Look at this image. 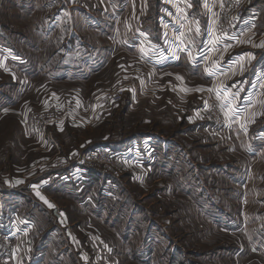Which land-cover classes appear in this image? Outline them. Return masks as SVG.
Here are the masks:
<instances>
[{"label": "rangeland", "instance_id": "obj_1", "mask_svg": "<svg viewBox=\"0 0 264 264\" xmlns=\"http://www.w3.org/2000/svg\"><path fill=\"white\" fill-rule=\"evenodd\" d=\"M114 1L116 0H76L71 4L70 0H0V47L10 50L12 54L15 53L13 58L16 61L11 57L9 58L12 60L7 61L17 68V76L21 78L19 81H9L3 77L5 81H0V88H3L1 90L7 92L11 91V88L15 89L14 83L21 88L29 85V65L23 64L26 58L35 61L36 64L33 66H38L45 74L48 69L53 75L58 71L62 72V69L58 70L55 58L59 52L54 51L69 37L72 39L67 45H72L71 47H74V44L80 47L87 41L91 46L94 45V48L107 47L109 43L114 47L108 68L101 71L98 76L96 74L86 77L79 72L75 74L74 68L71 71L64 69V74L67 75V78H64L67 82L63 85L65 92L82 91L85 97V100L79 102L84 121L77 124L67 122L59 126H66L70 133L59 135L56 133L59 127L50 131L52 135L50 138L47 135H34L29 132V89L25 92L27 97L19 103H10L16 107L13 110L12 108L4 110V106H0V181L4 179L6 186L9 178L3 174L8 173V170L12 173H28L30 170L29 175L36 172L35 168L43 172L50 171L55 160L62 158L73 162V153L82 155L89 151L87 147L93 144L119 143L129 136L127 126L130 125V131L137 129L136 126L131 127L136 121L129 120L137 118L138 111L131 112L130 117L124 112L127 92L119 103L103 108L94 116L92 112L95 104L94 95L97 94L90 93L93 81H103L104 85L107 83L104 90H117L122 87L120 84L127 83L119 81L120 78L118 80L117 65L125 63L127 58H132L135 62L139 56L135 48L122 49L119 38L107 37L105 31L109 22L102 23L99 20V16L108 15L109 12L105 11L107 7L114 10L112 6ZM161 1L164 3L162 6L157 0H129V4L126 0L124 14L129 22L127 19L125 25L128 24L131 28L133 20L136 27L144 24L142 19L139 24L137 21L139 15L143 17L148 8V15L152 16V20L146 21L147 27H153L156 14L163 16L165 40L170 46L172 40L169 36L173 32L177 35L185 33L189 28V14L196 13L191 10L190 0ZM209 3L208 0L207 6L202 4L203 6L198 9L203 15L202 24L206 29L210 18ZM92 18H97L99 22L94 20L95 23L104 25L106 30H97L92 22L91 27L89 19ZM212 18L214 19L212 29L215 32L217 15H213ZM184 20L187 21L186 29ZM43 25L45 30L41 31ZM120 25L122 27V23L115 24V29L120 28ZM254 30L251 28L250 32ZM242 35L244 32L240 30L236 33L235 40L224 41L226 42L224 46L221 44L212 46L222 47L218 54L234 50L231 52L232 55L248 51L250 45L256 47L253 39L259 36L258 33L252 35L250 40L247 38L240 40ZM142 40L148 46L150 54L162 53L161 56L166 58L161 46L151 45L144 37ZM132 42L134 43V40ZM137 42L142 44L140 41ZM226 45L228 47H225ZM84 52L72 55L76 59L71 58L69 62L80 65L85 63L82 61ZM70 53L66 54L67 57ZM123 53L124 62L123 58L117 60ZM227 59L231 58L226 57L224 60ZM42 72L39 77H42ZM6 82L10 84L6 85ZM180 91L181 89L176 93ZM2 93L0 91V94ZM176 95L179 97L177 107L185 106L180 104L183 102L181 98L185 96L181 92ZM210 98L216 100L214 97ZM65 100L68 99H62L63 102ZM205 102L208 103V99L196 100L195 105L202 110L199 112L200 119L204 120L203 131H206L205 126L210 131L206 132L205 140L208 143H215V146L210 144L207 150L205 148L196 150L193 158L185 162L187 167L182 169L183 173L180 174V165L178 175L175 177L162 176L156 167L154 170L153 167L149 168L150 162L142 166H130L119 173H114L126 184L123 186L122 195L111 191L105 197H101L100 201L95 202V209L97 205L98 209L103 211L100 215L95 213V209L91 211L87 206L82 207V212H77L80 219L78 217L72 219L77 222L79 220V226L65 225L59 222L57 216L44 215L42 211L37 215H31L36 225H33V222L28 224L30 220L28 217L23 219L21 216H14L11 208L20 207L10 201L8 204L2 198L5 189H1L0 200L3 199L4 202L2 200L3 207L0 204V264H94L99 261L107 264H169L172 256H176L178 251H182L186 264H264V101L250 119L249 112L241 113L239 118L241 123L234 117L231 121L227 120V127L217 133L213 132L211 121L204 110ZM31 104L37 108L33 109L31 116L45 109L39 106L36 100ZM178 112L182 113L180 108ZM233 122L239 127L243 124L242 129H247L248 135L225 137L224 131L228 130L229 123ZM249 122H253L252 125ZM179 128L180 126L178 130ZM200 131L202 129L199 130V135ZM181 142L190 143L187 142V138H183ZM81 144L84 146L80 147ZM32 162L33 167L30 165ZM126 176H133L134 180L125 182ZM158 176L164 179L160 182L154 181ZM114 184L117 186L115 182ZM75 214L70 216L74 217ZM31 225L33 228H30ZM50 226L56 233L44 244L50 233ZM66 227L71 228L68 233ZM96 232L101 237L98 241L107 245V249L104 250L105 258L99 247L88 243L90 235L93 233L96 235ZM68 235L72 243L69 242ZM65 242L67 246L63 248ZM41 253L44 255L40 256ZM97 253H100V256ZM38 256L39 260H35ZM82 256L86 257L82 259Z\"/></svg>", "mask_w": 264, "mask_h": 264}, {"label": "crops", "instance_id": "obj_2", "mask_svg": "<svg viewBox=\"0 0 264 264\" xmlns=\"http://www.w3.org/2000/svg\"><path fill=\"white\" fill-rule=\"evenodd\" d=\"M70 1L72 4L76 0ZM157 1L161 6L164 4L161 0ZM209 1L208 14L210 18L207 29L203 27V15L200 11H198V9L200 6H203L202 4L206 6L208 0H190L192 5L191 10H194L196 14H189V28L187 31H185V33H183L182 37L180 34L177 35L174 32L169 36V39L172 40L170 46L168 45V41L165 40L166 31L162 23L163 16H157L156 14L154 16L153 27H147L146 21L150 19L152 20V16L148 15V8L143 17L139 15L137 21L139 24L140 20L142 19L144 24H140L138 27H136L135 20H133L134 24H132L131 28L128 27V24L127 26L125 25V22H129V19L127 18V20L124 14L126 10L125 8L127 7L126 0L114 1L112 3L114 10L108 9V7L105 10L109 12L107 16L98 15L99 20L102 23L104 21L109 22L106 28L107 31H105L107 37L110 36L114 39L119 38L122 42V49L135 48L139 55L137 57L139 61L137 60L134 62L132 58H127L125 63H120V65H117L119 68V71L117 72L119 75V77H117L118 80L120 78L119 81H127L126 84H120L127 86L128 90L125 97L127 105L124 112H127V117H130L131 112L138 111L137 118L129 120L136 121L131 127L133 128L136 126L137 129H132L133 131H130V125L127 126L129 130V136L125 137L124 141H126V146L128 149L131 148L135 143H138V141L139 143L143 142V144L151 143L154 149V160L152 163H150L151 166L149 165V168L153 167V169H151L154 170L156 167V170L161 172L162 176H177L180 165L181 168L179 171L181 172L180 174H182V169L187 167L185 162H187L190 158H193L196 150H202L204 148L207 150L209 149L210 144L215 146V143H208L205 140V135L210 131L206 126V131H203L204 120L202 121V119H200V112L202 110L200 111L199 107H196V100L205 101L208 99L209 101L212 99L210 97H214V99L216 98V100L222 103L221 100L217 99V96L214 92L207 91L208 88H216L223 84L229 93L228 99H232V94L238 93V95L235 96L234 105L235 109L239 110L235 115V117L238 119L241 117L240 114L246 111L249 112L250 119L252 114L257 112V109L264 101V48L251 47L250 45V49L248 51L239 52L237 49H235L236 52L239 53L233 55L231 52H234V50L228 51L225 54L222 52L218 54L222 47H217L215 50H213V44L211 42L217 36H222L217 35L216 24L214 27L215 32H213L212 29L214 20L212 16L214 13L215 16L218 14V0L215 2L214 0ZM127 2L129 4V0H127ZM246 2L247 19L241 28V30L244 32V35L241 36L240 40H244L246 38L250 40L252 39V35L255 36L258 33L259 36L255 37L253 41L256 45H259L264 42V0H246ZM94 20L99 22L97 18H92L89 19V25L90 22L95 23ZM197 21L198 25L196 23ZM119 23H122V27L120 25V28L115 29V24ZM184 24L186 29V20H184ZM197 26H199L200 29L198 34L195 32ZM93 27L101 31H103L102 28L105 29V26L102 24H96L93 25ZM137 28L140 29L137 30ZM251 28L253 30L257 29V31L261 32H255V30L253 31L254 33L250 32ZM44 30L45 28L43 25L41 31ZM46 30H48L47 27ZM136 35H139V37ZM143 37L146 38V42L150 43L151 45L161 46L165 51L166 58L161 56L162 53L150 54L148 46H146L142 40ZM69 38L67 40H63L62 44L58 45L57 49L54 51L59 52V55L55 58H57L56 61L58 70L62 69V72L58 71L56 75H53V73H51L48 69L46 70L47 73L45 74L42 72V69L38 68V66H33L36 64L35 61L33 62L31 58H26V61H24L23 64H25V66L29 65V85H25L24 88H21V86H17L14 83L13 87L15 89L11 88V91L7 92L1 90L3 88H0V91L3 92L0 94V106H4V110H10V108L13 110V108H16L15 106L10 105V103H19L20 100H22L24 97H27L25 92L26 89H29V132L31 134L36 135L30 125V116L34 110H37V108H34L31 104L34 103L35 100L38 102V104H40L39 106L41 107H46L54 102H58L59 99H71L78 103L82 100H85L82 91H68V93L65 92L63 85L65 82H67L64 79L67 78V75L66 73L64 74V69L71 71V69L74 68V72L76 71L75 74L77 72H81V74L86 75V77L94 76L96 74V76H98L101 71L108 68L109 62L112 59L113 54L111 53H113L114 47H112V44L109 42L107 47L102 48H94V45L91 46L88 41L81 44L82 46L80 47L73 43L74 47H71L72 45H67V43L72 39ZM182 39L184 41L183 45L181 44ZM133 40L134 43L132 42ZM137 41H140L142 44L138 43ZM224 41L227 40H224L222 37V39H220L215 45L218 46V44H221L224 46L226 43ZM0 48V81H5V78L9 81L21 80V78L17 76V68H15L13 65H10L7 61L14 59L13 57L15 55L13 54L15 53L12 51V54L10 50H5L3 47ZM142 48L145 49V52L141 51ZM43 50L44 49L42 48L41 52H43ZM81 51H85L84 53L87 54L86 64L81 63L80 65L76 62H69L71 58L76 59L75 56L72 55L80 53ZM189 51L192 52L195 60L189 57ZM31 52L32 51H29V53ZM70 52H73V54ZM67 53H70L68 57L66 55ZM205 56L209 57V59H205ZM226 57H230L231 59H227L225 61L224 59ZM120 58H123L124 62V53L123 56L117 58V60ZM14 61L16 60L14 59ZM213 61H215L219 67L214 69L216 72L215 75H209L206 69L212 67ZM224 67H227V69ZM222 70H226V72H223ZM41 72L42 77H39ZM178 76L182 77V79H177ZM10 77L12 79H7ZM9 84L10 82H6V85ZM106 85H104L103 81H93V85L90 87V93L98 94L103 90L99 95H94V101H96L100 95L109 91V89L104 90ZM27 86L29 88H26ZM52 87L53 89L51 90ZM179 88L181 89L180 92L182 95L185 96L181 98L183 102L180 103L185 105L183 107H177V105H179V97L176 94H179L180 92L176 93V91H179ZM198 88H203L205 90L196 91ZM186 89H191L192 91H186ZM20 90L21 92H19ZM178 108L181 109V114L178 112ZM124 112L122 113L123 116ZM245 116L246 114H244V117ZM255 117L256 116H254V120L256 122L257 120ZM239 123H241L240 119ZM252 123L253 122H249L251 125ZM151 126H153V128H150ZM178 126H180L179 130ZM200 129H202V131H200L201 133L199 135ZM248 129H250V127ZM66 132H69L66 126L59 127L56 130V133H59L61 136H64ZM224 132V135L227 138H232V136L235 137L237 134H246V136L248 135L247 129H242V127H239L234 122L232 124L229 123V129L225 130ZM183 138H187V142L190 143H182L181 140H183ZM66 139L69 140L70 138L66 137ZM232 144L235 145L234 142H232ZM65 146L68 147L67 145ZM82 146L84 145L81 144L80 147ZM30 165L33 167L34 163L32 162ZM151 169L150 171H152ZM9 171L10 170H8V173L3 174V176H8L7 178H9V183L7 182L8 186L4 184V179L0 181V191L1 189H5V192H3L4 194L1 192V194H3L2 198L8 204L10 201L17 207H20V209L13 207L11 208V211L13 212L14 216H21L23 219L29 218L30 220L27 222L28 224L33 222V225H36V222L31 218V215H37L39 211H42L44 215L50 216L52 214L57 216L59 222L65 225L79 226V220L78 222L75 220L72 221V219H76L79 216L77 212L81 213V208L84 206H87V208L93 211L95 209V202L97 203V201L101 200V197L106 196L103 190L105 189V179L108 176L106 175V171L101 167L88 168L74 164L70 169L50 170L44 172L35 168L36 172L30 175V170L28 173H12V171ZM162 176H158L154 179V181L156 180V182H160L164 179ZM113 180V183L115 182L117 184L118 190H120L118 194L122 195L123 189L121 188L126 184L122 181V179L118 178V176H115ZM129 180L133 181L134 177L132 176L124 179L125 182H128ZM17 181L22 182L17 183ZM85 188L88 190L85 191ZM37 192L44 196L48 202L54 205V207H48V205L40 199V196L37 195ZM93 199H95V201H93ZM2 200H0L1 207H3L4 202V200L3 202ZM95 213L100 215V213L103 214V211L98 209L96 205ZM74 214L75 216L72 217ZM78 219L80 218L78 217ZM87 225L90 226L91 224ZM30 228H33V226L31 225ZM51 229L52 228L50 226V233L45 239L44 244H46V240L49 241L56 233L55 230ZM66 230L68 233L71 228L67 229L66 227ZM93 234L90 235V240L88 243L97 248L99 247L103 258H105L104 250L107 249V245L98 241L101 240V237L97 232L96 235ZM69 242L72 243V241H70V236ZM66 246L67 243L65 242L63 248ZM43 255L44 253L40 254V256ZM84 258L85 256H82V259ZM35 260H39V256Z\"/></svg>", "mask_w": 264, "mask_h": 264}, {"label": "built area", "instance_id": "obj_3", "mask_svg": "<svg viewBox=\"0 0 264 264\" xmlns=\"http://www.w3.org/2000/svg\"><path fill=\"white\" fill-rule=\"evenodd\" d=\"M221 3L223 7H221ZM246 0H218V14L216 21L217 34L226 40H235L236 33L241 30L246 22ZM127 92L126 86L111 90L100 95L93 107V116L98 114L103 108H109L112 105L119 103ZM221 102L217 100H209L206 103L204 110L211 121L213 132L217 133L227 127V120L221 110ZM79 103L73 100L54 102L45 107V109L37 112L30 119L32 130L37 135H47L50 138V131L69 122L77 124L84 121V116L81 115ZM153 146L151 143H135L131 148L118 150L111 147H97L95 149L84 152L82 155L73 153V162L69 160H55L52 170H65L73 167L74 164L85 166L88 168L101 167L106 172L115 175L123 169L130 166H142V164L152 163L154 160ZM153 155V157H152ZM134 161V162H133ZM116 176V175H115ZM118 187L108 180L105 183L104 193L107 195L111 191L117 193ZM15 234V233H14ZM16 235V234H15ZM101 253V251H100ZM100 253L99 254L100 256ZM86 257V256H85ZM88 264V263H87ZM94 264H104L99 261Z\"/></svg>", "mask_w": 264, "mask_h": 264}, {"label": "snow or ice", "instance_id": "obj_4", "mask_svg": "<svg viewBox=\"0 0 264 264\" xmlns=\"http://www.w3.org/2000/svg\"><path fill=\"white\" fill-rule=\"evenodd\" d=\"M189 7H191V5H189ZM221 7H223L222 3H221ZM214 15H215V13H214ZM196 23L198 25V21ZM195 32L197 34L200 32L199 26L196 27ZM180 35L182 37L183 33H181ZM220 39H222V37L217 36L211 43L215 46V44L217 42H219ZM181 44L182 45L184 44L183 39L181 40ZM254 46L264 48V42H262L259 45H254ZM225 47H228V45H226ZM213 50H215L214 47H213ZM141 51L145 52V49L142 48ZM188 55H189V57L191 59L195 60V57L192 55L191 51L188 52ZM249 55H251V54H249ZM205 59H209V57L205 56ZM218 67H219L218 64L215 61H213L212 67L206 69V71L209 73V75H215L216 72L214 71V69H216ZM177 79H182V77L178 76ZM204 90L205 89H203V88L196 89V91H204ZM186 91H192V90L191 89H186ZM207 91L214 92L216 94V96H217V99L222 101L220 107H221V110L224 113L225 119L231 121L235 117L236 112L239 111V110L235 109V107H234V105H235V96L238 95V93L232 94V99H228L229 93L227 92V90H226V88H225V86L223 84H221L220 86H218L216 88H208ZM240 126L242 128L244 127L243 124H241ZM21 182L22 181H17V183H21ZM37 195L40 196V199L43 200L48 205V207H50V208L54 207V205L51 204L50 202H48L47 199L44 196L40 195L39 192H37Z\"/></svg>", "mask_w": 264, "mask_h": 264}, {"label": "trees", "instance_id": "obj_5", "mask_svg": "<svg viewBox=\"0 0 264 264\" xmlns=\"http://www.w3.org/2000/svg\"><path fill=\"white\" fill-rule=\"evenodd\" d=\"M92 24L93 25H96L95 23H93L92 22ZM103 30H104V28H102ZM82 46V45H81ZM84 46V45H83ZM85 55L82 57V61L83 62H87V54L86 53H84ZM99 66V65H98ZM94 67V66H93ZM79 73H81V72H79ZM100 145V146H99ZM127 144H126V141H124V140H122V141H120L119 143H114V142H112V143H104V144H93V145H91L90 147H87V150H92V149H95V148H97V147H111V148H115V149H118V150H125V149H127L128 147L126 146ZM95 168V167H94ZM106 175L108 176L106 179H105V182H104V184L108 181V180H113V178L115 177L114 175H112V174H110V173H108V172H106ZM114 181V180H113ZM112 181V182H113ZM121 189H123V187L121 188ZM120 192V190H118V192H117V194ZM119 195V194H118ZM169 264H186L185 263V260H184V258H183V255H182V251H178V252H176V256H172V260H171V262L169 263Z\"/></svg>", "mask_w": 264, "mask_h": 264}, {"label": "bare ground", "instance_id": "obj_6", "mask_svg": "<svg viewBox=\"0 0 264 264\" xmlns=\"http://www.w3.org/2000/svg\"><path fill=\"white\" fill-rule=\"evenodd\" d=\"M247 252V251H246Z\"/></svg>", "mask_w": 264, "mask_h": 264}]
</instances>
